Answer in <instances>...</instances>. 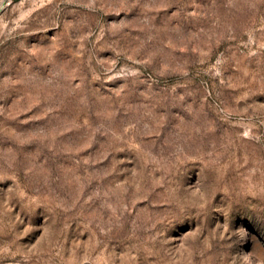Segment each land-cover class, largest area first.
Returning <instances> with one entry per match:
<instances>
[{"label":"rangeland","instance_id":"1","mask_svg":"<svg viewBox=\"0 0 264 264\" xmlns=\"http://www.w3.org/2000/svg\"><path fill=\"white\" fill-rule=\"evenodd\" d=\"M0 264H264V0H0Z\"/></svg>","mask_w":264,"mask_h":264}]
</instances>
